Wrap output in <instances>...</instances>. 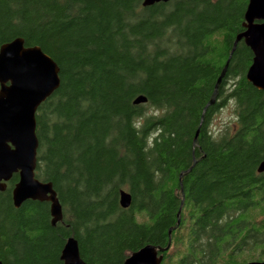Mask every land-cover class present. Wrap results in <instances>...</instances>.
<instances>
[{
    "label": "trees",
    "instance_id": "16d2710c",
    "mask_svg": "<svg viewBox=\"0 0 264 264\" xmlns=\"http://www.w3.org/2000/svg\"><path fill=\"white\" fill-rule=\"evenodd\" d=\"M143 1L0 0V48L21 38L60 68L36 117V177L63 212L54 227L49 203L16 209L14 175L0 192L2 264H64L71 237L87 264H124L168 247L175 229L162 262L172 264L189 230L264 234V91L246 79L244 41L232 53L249 0ZM140 96L147 103L135 105ZM228 102L237 129L216 138L211 121Z\"/></svg>",
    "mask_w": 264,
    "mask_h": 264
},
{
    "label": "water",
    "instance_id": "95a60500",
    "mask_svg": "<svg viewBox=\"0 0 264 264\" xmlns=\"http://www.w3.org/2000/svg\"><path fill=\"white\" fill-rule=\"evenodd\" d=\"M176 1L186 0H144L142 5L149 8ZM244 28L245 31L235 40L232 53L238 43L244 41L254 55L246 79L254 88L264 91V0H249ZM229 61L204 113L217 102L218 90ZM60 85L59 66L41 48L26 47L21 38L0 48V192L6 190L7 183L14 175H19V181L12 191L14 207L19 209L27 201L49 203L54 227L63 220V212L53 184L42 182L36 177L39 150L36 117L39 108L54 95ZM145 103L147 98L144 96L134 101L135 105ZM258 173H264V161L259 165ZM131 204V194L122 191L121 207L128 209ZM173 230L169 231L168 247L147 246L133 253L124 264H162L163 255L172 245ZM61 260L64 264H87L81 258L78 242L73 237L67 240Z\"/></svg>",
    "mask_w": 264,
    "mask_h": 264
},
{
    "label": "flooded vegetation",
    "instance_id": "af4514ba",
    "mask_svg": "<svg viewBox=\"0 0 264 264\" xmlns=\"http://www.w3.org/2000/svg\"><path fill=\"white\" fill-rule=\"evenodd\" d=\"M184 248H173L172 264H248L264 262V241L261 233H248L247 225L242 230L219 232L184 233ZM255 239V241H252ZM256 250L259 255L247 260V252ZM251 252V251H250Z\"/></svg>",
    "mask_w": 264,
    "mask_h": 264
},
{
    "label": "rangeland",
    "instance_id": "374dc122",
    "mask_svg": "<svg viewBox=\"0 0 264 264\" xmlns=\"http://www.w3.org/2000/svg\"><path fill=\"white\" fill-rule=\"evenodd\" d=\"M210 129L213 136L216 138L226 130L229 133L231 132V134L235 132L237 129V118L235 115V106L233 102H228L220 112L213 116Z\"/></svg>",
    "mask_w": 264,
    "mask_h": 264
}]
</instances>
